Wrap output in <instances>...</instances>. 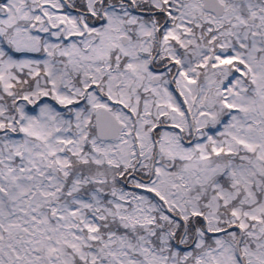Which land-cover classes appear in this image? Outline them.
Returning a JSON list of instances; mask_svg holds the SVG:
<instances>
[{
  "label": "snow or ice",
  "instance_id": "obj_1",
  "mask_svg": "<svg viewBox=\"0 0 264 264\" xmlns=\"http://www.w3.org/2000/svg\"><path fill=\"white\" fill-rule=\"evenodd\" d=\"M0 264H264V0H0Z\"/></svg>",
  "mask_w": 264,
  "mask_h": 264
}]
</instances>
